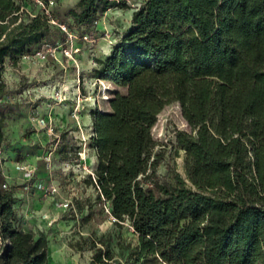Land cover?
<instances>
[{
    "label": "trees",
    "instance_id": "16d2710c",
    "mask_svg": "<svg viewBox=\"0 0 264 264\" xmlns=\"http://www.w3.org/2000/svg\"><path fill=\"white\" fill-rule=\"evenodd\" d=\"M118 3L77 0L65 12L87 26ZM21 5L0 0V98L5 57L29 54L59 27L54 10L23 18ZM130 21L92 70L116 88L109 109L92 112L87 181L115 220L129 219L139 258L264 264V0H143ZM171 102L190 125L174 133L185 176L162 179L151 129ZM3 183L0 172V264H45L46 239L18 227Z\"/></svg>",
    "mask_w": 264,
    "mask_h": 264
},
{
    "label": "rangeland",
    "instance_id": "374dc122",
    "mask_svg": "<svg viewBox=\"0 0 264 264\" xmlns=\"http://www.w3.org/2000/svg\"><path fill=\"white\" fill-rule=\"evenodd\" d=\"M76 1L22 0L21 5L23 18L52 9L55 23L67 22L70 35L53 24L47 41L62 43L70 56L61 47L48 52L41 45L27 57L6 56L3 63L0 172L13 191L17 225L46 239L45 264H169L136 256L138 239L129 219L115 220L110 203L87 181L97 163L92 112L109 109L116 88L92 70L128 31L131 13L143 0L118 3L87 26L74 24L65 12ZM178 129L190 131V125L179 103L171 102L151 129L162 179H172L174 172L185 176V152L174 139Z\"/></svg>",
    "mask_w": 264,
    "mask_h": 264
},
{
    "label": "built area",
    "instance_id": "2783aa9c",
    "mask_svg": "<svg viewBox=\"0 0 264 264\" xmlns=\"http://www.w3.org/2000/svg\"><path fill=\"white\" fill-rule=\"evenodd\" d=\"M50 2H52V0H49ZM118 1V0H117ZM121 1H123V2H128V3H130L131 2V0H121ZM45 12L46 13H48V10L47 9H45ZM52 22H54L55 23V21L54 20H52ZM58 24V26L64 31V32H66L68 35H70L71 33H70V31L67 29V25L65 24V23H62V22H60V23H57ZM86 34L83 36V38H86ZM63 44L62 43H56V44H52V43H49V42H45V43H43L42 44V47L45 49V50H47L48 52H50V51H54L56 48H59V47H61V49L63 50V52H64V54H67V55H69L70 56V53H69V50L67 49V47H64V46H62ZM29 54H24V55H22V57H27ZM6 183H3V186L4 187H6ZM38 186H40V187H44V185H42V183H38ZM51 189L52 190H54L55 188H54V186H52L51 187Z\"/></svg>",
    "mask_w": 264,
    "mask_h": 264
}]
</instances>
